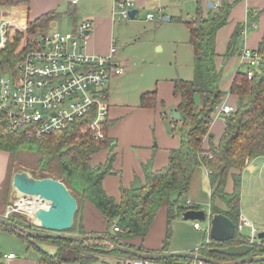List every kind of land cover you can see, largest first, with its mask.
<instances>
[{
  "label": "trees",
  "instance_id": "16d2710c",
  "mask_svg": "<svg viewBox=\"0 0 264 264\" xmlns=\"http://www.w3.org/2000/svg\"><path fill=\"white\" fill-rule=\"evenodd\" d=\"M30 1L0 0V8L10 11L14 7L29 5ZM231 8L227 0H221L219 7L208 10L205 16L202 9L197 7L190 21L183 22L189 30L194 69L190 81L177 79L173 82V95L179 99L175 112L180 118L178 121L169 119V123L173 126V130H177L179 146L169 151L168 163L164 169L154 171L151 161L143 164L144 179L140 188L132 191L120 187L118 203L102 190L104 178L112 173L114 154L109 151L104 164L92 166L90 161L93 155L112 149L106 135L107 127L110 125L106 118L100 123V131L104 135L103 141L94 138L96 131L91 124L96 118L95 106L84 118L74 120L58 133L43 136L38 140L27 138L22 129L7 135L0 134V151L10 154L11 157L20 151H32L37 155V164L42 174L36 175L32 172L34 178L50 177L45 171L49 169V162H56L65 187L68 189V186H75L80 192L83 204L94 207L106 221V230L103 234H86L81 218L74 220L72 229H75V233L108 236L114 244L147 253L142 246L134 248L131 243L136 239L142 242L146 238L157 212L166 206L168 225L162 247L163 252H166L171 237L169 228L171 220L180 217L184 211L201 209L199 205L183 207L179 204V200L189 191L196 168L202 167L209 173L210 215L221 214L225 218L228 217L234 223L235 236L227 244H218L213 240L208 243L203 242L196 253L220 263L236 260L213 253L212 249L245 244L246 237L242 232H237L240 219L241 173L255 158L264 156V74L255 75L251 79H247L241 73L236 74L229 89V94L237 98L234 110L224 116L225 128L218 144L212 143L209 134L212 115L222 104L224 96V92L221 91L223 69L215 66L217 57L215 35L227 24ZM60 18L61 13L54 11L40 15L37 19L27 20L25 26L27 45L46 35L49 24ZM15 26L20 31L24 29L23 25ZM240 32L241 29L236 27L227 44L223 60L233 55L232 50L236 46ZM22 38L21 34L16 33L14 39L7 41L5 47L0 49V75L17 74V66L29 49L27 46L25 52L15 54ZM98 96L104 102L107 93L102 91ZM139 100L140 108H153L156 104L155 92H147L141 95ZM1 125L2 121H0ZM205 137H207V148L203 143ZM229 178L233 187L231 193L225 191ZM172 194L177 195L175 200L171 199ZM71 195L77 201L76 216L81 210L80 200L75 194L71 193ZM216 200L223 203L224 210L215 206ZM15 221L27 229L32 228L22 223L20 219L16 218ZM114 227L118 228V232L113 231ZM0 231L16 235L26 245L27 250H34L38 254L39 264H110L100 262L99 256L133 259L130 255L114 251L103 240L73 243L64 240L33 239L2 225ZM41 246L53 247V253H49ZM252 247L256 257L264 256V239L259 240ZM158 262L182 264L191 260L172 258ZM249 264H264V261Z\"/></svg>",
  "mask_w": 264,
  "mask_h": 264
},
{
  "label": "crops",
  "instance_id": "0c3cea01",
  "mask_svg": "<svg viewBox=\"0 0 264 264\" xmlns=\"http://www.w3.org/2000/svg\"><path fill=\"white\" fill-rule=\"evenodd\" d=\"M63 2L68 3V0H31L29 5L14 7L12 11L15 13L17 9H19L22 16V18L19 19V22L21 23L14 25H24L25 17L27 22V20L37 19L40 15H43L45 13L53 12L55 8H57ZM220 2L221 0H200L199 2H197L196 8H201L203 11V16H205L207 9L215 10L219 7ZM227 2L231 5L232 8L227 19V24L223 28H221L215 35V52L217 54V57L215 59V66L217 68L223 69L221 85V91L224 92L223 101L234 108L237 98L229 94V89L233 83V79L236 77V74L241 73L242 75H244L243 70L238 69L239 51L242 48H246L248 50L261 49L262 51H264V0H227ZM140 8L146 9L148 11H156L157 13L159 12V10H161L163 16L164 11L166 10L165 0H135V8L131 9L137 10L134 18L138 14V9ZM4 10L6 11V9ZM14 15L15 16H12L10 18H17V14L15 13ZM165 18H168L169 21L172 20V17ZM252 23L255 24V27H251ZM236 27H239L241 31L245 28V34L241 36L240 32L236 46L232 50L233 55L227 60H223V55L226 53L225 51L227 44ZM91 32L92 30L89 33L87 32L88 36L91 35ZM92 38L93 37H90V39L87 38V41H89V45L87 48L88 53L97 56L107 55L112 43L110 46L105 45L98 48L96 45H93ZM116 53L117 52H115L114 54L115 62L123 68V74L125 71H127V65L124 63L125 61H122L117 56ZM118 76L119 75L110 76L107 83L111 78L115 79ZM176 80H167L165 78L157 79L155 89L147 91L155 92L156 104L153 108L147 109L140 108L139 104L135 105L133 103L132 105H116L115 103L110 104L108 103L109 101H107L109 91H106L107 98L104 101L107 103L106 119L108 123H110V125L107 127L106 135L107 139L110 140V146L112 147V149L99 152L101 153V155L96 158V163H91V165L95 166L104 164V160L107 157L109 151L114 154L112 173L104 178L102 182V190L105 191L108 196L112 197L116 203H118L120 198V187L129 189L136 178L139 179L141 184L143 183V164H147L151 161L152 169L154 171L162 170L168 163L167 157L169 151L177 149L179 146L178 136L171 135V133L169 134V127L171 126L169 123V116L172 112H175L177 104L179 102V99L175 98V96L173 95V82ZM147 92H143L141 93V95L147 94ZM224 116L225 115H219L218 117L212 116L211 125L209 127V134L212 138V143H214L215 145L218 144L217 142L223 134L225 128ZM206 142L207 137L203 139L205 148H207ZM10 163V154L0 151V216H2L5 212L7 199L9 197L8 193L10 191V182L8 176L10 174ZM200 168L201 173L203 174L197 175L195 184L200 182L201 188H203V183H205L209 190L210 199L211 188H209L208 184V175L207 173H205V170L202 167ZM202 175L203 178L201 180L200 177H202ZM256 177L264 178V156L255 158L241 173L239 216L242 215L252 224L256 220H258V217H252L246 214L245 211L248 210V206L243 202V197L246 198V187L250 195L255 196V194H257L256 191L258 190H255L256 186L254 185V182H252V180H254ZM243 181H247L248 183L245 185ZM7 182H9L8 186H6ZM258 186L259 190L264 189V182L258 183ZM225 187V191L227 193L232 192L233 187L231 178L227 180ZM260 191L262 194L264 193V190ZM185 198V206H200V204L205 206L206 204L201 198V195H199V193L197 194L195 191L192 192L191 189L187 193V196ZM251 200L252 199H250V202L252 204L253 202ZM259 200L261 199H258V201ZM214 203L215 206L220 210L225 209L223 203L217 200ZM84 207L85 209L82 213L81 222H83L85 233L103 234L106 230V221L103 220L101 214L91 205L85 204ZM209 208L210 204L208 205V209H204V211H209ZM176 219H180V217L173 218V220ZM167 225V208L165 206L157 212L154 221L152 222L148 230L146 238L142 242L139 239L132 241L131 246H133L134 248L142 246V249L149 253L163 252L162 247L167 235ZM239 229L241 231V227ZM257 232H264V229L261 231L257 230ZM6 233L9 234L12 239L21 242L26 253H24L25 255H23L24 259H18L17 256L8 259L6 257L12 253H3L2 257L0 258V264H36L34 260H26L29 255L28 252L32 249L27 250L26 245L16 235L8 232ZM258 241L259 239H257V242ZM10 242L12 244L13 241H11L10 239ZM202 243H200L198 238H196V240H192V242L182 240L180 247L172 248L168 243V250H166V253L182 251L193 252L196 251ZM13 246L16 247L17 244ZM41 248H43L44 250L53 251V248L50 249L51 247L48 246H41Z\"/></svg>",
  "mask_w": 264,
  "mask_h": 264
},
{
  "label": "built area",
  "instance_id": "2783aa9c",
  "mask_svg": "<svg viewBox=\"0 0 264 264\" xmlns=\"http://www.w3.org/2000/svg\"><path fill=\"white\" fill-rule=\"evenodd\" d=\"M78 1L68 0L72 5ZM133 8L135 0H113L112 22L115 16L118 20H128ZM154 18V14L150 12L146 14L147 20L153 21ZM12 21V18L6 15L0 16V49L5 47L7 41H11V32L20 31ZM25 26L26 17L24 30ZM91 27V23L84 21L70 32L54 30L30 42L29 46L25 40L21 42L20 51L15 54L25 52L27 46L29 49L17 66V74L0 75V121H2L0 134L7 135L22 129L27 138L38 140L43 136L58 133L74 120L84 118L95 106L96 118L91 125L96 131L94 138L103 141L100 123L107 117V106L98 95L104 90L110 76L120 75L124 70L115 62L116 47L113 44L105 56L88 53L87 38ZM251 27H255V24L252 23ZM244 34L245 28L241 31V36ZM238 60V69L243 70L247 79L264 74V52L242 48ZM233 110L232 106L222 100V104L212 116L228 115ZM205 173L209 174L206 170ZM47 205L46 200L35 196L22 197L6 205L2 216L12 221L22 218L20 219L22 223L35 227L34 211L38 208L45 209ZM239 217L240 232L244 229L249 232L245 244L250 246L256 244L257 230L245 217ZM193 228L201 230L198 222L194 223ZM208 230L206 227L203 231L207 235L205 243L210 241ZM113 231L118 232V228L114 227ZM6 258H14V255L10 254ZM118 264L162 263L133 258L122 259ZM184 264L207 263L197 260Z\"/></svg>",
  "mask_w": 264,
  "mask_h": 264
},
{
  "label": "rangeland",
  "instance_id": "374dc122",
  "mask_svg": "<svg viewBox=\"0 0 264 264\" xmlns=\"http://www.w3.org/2000/svg\"><path fill=\"white\" fill-rule=\"evenodd\" d=\"M166 10L164 15L161 16L159 12L148 11L146 9H138V14L135 18H129L128 20H118L115 16L114 22H112V7L113 0H79L75 5L70 2H63L57 8L55 12L61 13V18L54 20V22L49 24L48 33L54 30L69 31L76 27L77 24L83 23L84 21H90L91 23V35L88 36L92 38L93 45L98 48L100 46L114 44L116 46V54L127 65V71L119 75L115 79L111 78L110 81L105 85L104 91H109L108 93V103L126 104L132 105L140 103V95L143 92L155 89L156 80L165 78L167 80L181 79L185 81H190L193 77V61L194 54L192 53V48L189 43V30L185 23L190 21L196 13L197 2L192 0H165ZM210 9H207V12ZM214 10V9H211ZM53 11V12H54ZM150 12L154 14L155 18L153 21L146 19V14ZM15 13L10 11H5L0 8V16L6 15V17L15 16ZM17 18H12L13 24H20L19 19L22 18L21 11L17 9ZM165 17H172L171 21H164ZM92 21V22H91ZM98 22V23H97ZM21 29V31L11 32V41L14 39L16 33L23 36L20 40L19 47L15 52H19L21 48V42L25 40L26 43V28ZM47 33V34H48ZM176 98V97H175ZM107 106V103L104 102ZM169 134L177 135V130H173L169 127ZM86 130V129H85ZM101 153L95 154L91 157V163H96V158L99 157ZM37 155L32 151H20L11 157L10 174L8 176L9 182L11 184V176L14 171L25 170L30 173H35L36 175L42 174L37 164ZM47 175L55 178L58 181L63 182L60 177L59 169L56 162H49V169L45 171ZM198 174L201 173V168H196L194 171V177L189 185L192 192H196L201 195L205 206L200 204L202 210L208 209L209 203V190L205 183L204 190L201 188L200 182L196 183V178ZM202 177L200 179L202 180ZM7 182L6 186H8ZM246 185L248 182L243 181ZM256 186L255 190L257 194L255 196L250 195L247 187L245 189L246 198L243 197V202L248 206L246 214L252 217H258L253 224L250 222L255 229L261 231L264 229V193L262 194L259 190L258 183H263L264 178H255L252 180ZM75 186H68V191L75 194L80 200L79 207L81 210L75 216V221L81 218L82 213L85 209V204L81 201L80 192ZM188 191V192H189ZM187 192V193H188ZM187 193L180 197L179 204L185 206L184 201ZM177 198L176 194L171 195V199L175 200ZM247 199V200H246ZM251 201L253 202L251 204ZM258 199H261L258 201ZM15 200V199H14ZM7 199V205H8ZM242 216V215H241ZM22 219V218H19ZM74 221V222H75ZM201 227V230H194L193 225L195 222L186 221L184 219L171 220L170 223V242L172 248L180 247L181 241H189L199 239L200 243L206 242L207 235L203 232L207 227L205 222L197 221ZM75 229L67 231L68 234L75 235ZM4 233V234H3ZM6 232L0 231V258L3 253L11 252L18 259H24L26 253L21 242H18L11 238V236H6ZM10 239L12 242H10ZM17 246H13L16 245ZM46 247V246H43ZM50 247V246H48ZM51 247L50 249H52ZM9 250V251H7ZM49 253H53L52 250H47ZM27 261L34 260L37 263L38 255L34 250L28 252ZM100 262H109L110 264H118L122 259H131L126 257H110V256H99ZM100 264V263H97Z\"/></svg>",
  "mask_w": 264,
  "mask_h": 264
},
{
  "label": "water",
  "instance_id": "95a60500",
  "mask_svg": "<svg viewBox=\"0 0 264 264\" xmlns=\"http://www.w3.org/2000/svg\"><path fill=\"white\" fill-rule=\"evenodd\" d=\"M137 10L130 11V18H134ZM164 21H169L164 18ZM87 34V33H86ZM180 115L172 112L169 116L170 120L178 121ZM141 183L138 178L130 186V190L139 189ZM8 203L11 204L14 199L35 196L42 200H46L48 205L45 209L38 208L33 214V223L35 227L30 229L18 224L16 221L9 220L0 216V225L18 231L27 238L33 239H52L64 240L67 242H91L92 240H103L109 244L114 251L122 252L132 256L135 259L148 261H166L167 259H188L191 261H201L207 264H249L264 261V256H255L253 254L254 247L246 244L239 246L227 245L223 248H213L212 252L224 257L235 258L236 260L227 263H220L214 259L204 258L196 251L193 252H147L142 253L129 247L114 244L110 237L94 236V235H72L67 231H71L74 226V217L78 210L77 201L65 187L64 183L51 177L37 179L32 173L25 170L15 171L11 176V184L9 191ZM181 219L192 222H205L209 228V238L218 244H227L234 239V223L221 214L210 215L209 211L204 210H187L180 215ZM243 236L247 237L249 232L247 229L242 230ZM259 240L264 239V232L257 234Z\"/></svg>",
  "mask_w": 264,
  "mask_h": 264
},
{
  "label": "flooded vegetation",
  "instance_id": "af4514ba",
  "mask_svg": "<svg viewBox=\"0 0 264 264\" xmlns=\"http://www.w3.org/2000/svg\"><path fill=\"white\" fill-rule=\"evenodd\" d=\"M237 232H238V233H241L239 228L237 229Z\"/></svg>",
  "mask_w": 264,
  "mask_h": 264
}]
</instances>
